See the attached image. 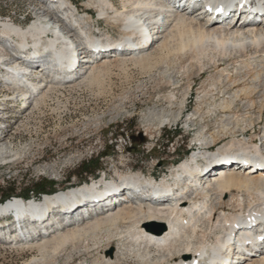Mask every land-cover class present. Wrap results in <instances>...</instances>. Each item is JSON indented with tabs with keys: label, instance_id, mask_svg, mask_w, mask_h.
Returning <instances> with one entry per match:
<instances>
[{
	"label": "bare ground",
	"instance_id": "6f19581e",
	"mask_svg": "<svg viewBox=\"0 0 264 264\" xmlns=\"http://www.w3.org/2000/svg\"><path fill=\"white\" fill-rule=\"evenodd\" d=\"M37 3L34 18L24 27L12 17L0 18V66L6 70L0 71V88L4 89L0 90V113H8L1 115L4 118L14 115L9 105L21 104L23 114H32L58 88L97 82L112 58L151 67L154 60L190 55L200 64L209 50L227 62L237 55L230 63L239 66L237 72L226 75L229 98L218 104V114L228 116L229 122L215 131L203 122L192 154L163 174L166 178L153 183L155 171L135 173L129 164H120L114 168L115 178L101 177L82 186L85 192L74 190L72 184L43 203L12 197L1 204L0 216H19L9 238L40 254L25 264H48L49 256L65 253L67 246L88 238L92 244L85 249L95 253L93 264H264V153L260 151L264 124L260 146L255 144V127L264 116V0H86L82 11L72 0ZM197 6L201 7L195 10ZM219 6L221 10L216 11ZM91 9L96 10V18ZM36 53H41L39 59L33 57ZM76 58L81 60L73 63ZM80 61L85 62L84 73L77 69ZM24 64L30 65V71ZM256 65L261 69L256 70ZM240 105L246 107L245 112ZM178 107L174 120L179 118L183 100ZM255 110L254 120L250 113ZM196 114L199 109L188 121L193 123ZM5 129L0 130V165L17 156L12 155L13 141L4 142ZM223 140L221 152L210 155L209 149ZM214 166L221 168L205 176ZM179 185L189 191L169 203L167 189ZM73 192L78 196L72 198ZM79 200L84 205L77 216L66 214L69 203ZM214 200L220 203L213 205ZM26 221L33 224L28 226ZM156 223L164 230L156 228ZM0 244L12 241L1 236ZM114 244L118 246L114 254L106 253Z\"/></svg>",
	"mask_w": 264,
	"mask_h": 264
},
{
	"label": "rangeland",
	"instance_id": "374dc122",
	"mask_svg": "<svg viewBox=\"0 0 264 264\" xmlns=\"http://www.w3.org/2000/svg\"><path fill=\"white\" fill-rule=\"evenodd\" d=\"M72 1L75 5H80L82 11L81 5L86 0ZM37 2L38 0H0V18L12 17L24 27L34 18L33 10ZM42 6L45 7L46 4L43 3ZM92 11L93 17L96 18V10ZM251 13L253 14V11ZM158 19L162 18L158 17ZM204 21L208 23L206 18ZM105 32L115 36L111 30L106 29ZM118 48L120 49L121 46ZM151 50L148 52L151 53ZM209 52L206 51L202 59L200 58V64L190 55L181 59L167 57L159 62L152 60L151 67L134 64L128 58H112L111 66L104 68L97 82L84 83V86L74 88H58L50 92L44 106L41 105L32 114L26 115L27 112L23 114L21 104H17L16 107L9 105L8 107L14 110V115L11 113L12 116L4 118L1 115L6 116L8 113L6 111L0 113V130L4 132L5 128H8L4 142L13 141L12 155L17 153V156L9 158L7 164L0 165V193L12 188L14 198L38 204L39 200L63 194L65 192L63 190L72 184H75L74 190L85 192L80 189L82 186L98 181L101 177L115 178L114 168L120 164H129L135 173L143 172L147 175L155 171V175L151 178L153 183L163 179L169 170L192 154L196 144L194 140L203 127V122L209 123L211 131L217 130L220 124L229 122L226 118L228 116L218 114V104L223 99L229 98L225 94L224 80L228 73L237 72L236 67L239 63L234 65L230 62L238 57L232 56V61L227 62L223 57ZM84 63L80 61L77 65V69L83 73L86 71L83 68ZM257 69L261 67L256 65ZM213 82L217 85H212ZM4 93H7L8 97H13L10 96V91ZM169 97L173 100L169 99L170 104ZM3 98L5 97L2 96ZM181 100H183L182 111L179 113V118L174 120L173 116L177 115ZM236 107L233 105V109ZM239 107L241 112L243 110L245 112V106ZM196 109H199V115L196 114L193 123L189 122L188 119ZM255 113L256 110L250 113L254 120L257 116ZM201 117L203 120L199 121ZM221 119L223 121H220ZM263 124L264 116L260 126L255 127L258 135L255 141L257 146H260ZM225 144L223 140L220 144L211 147L209 154L220 153L218 148H222ZM260 151L261 154L264 153L262 147ZM89 160L99 163L102 169L85 179L77 176L75 173L80 164ZM218 168L221 166L212 167V171L205 176L213 175ZM34 183L46 187L50 185L53 191L36 194L31 191ZM94 187L98 190L99 185ZM73 193L72 198L78 196ZM10 201L11 198L1 202L0 205ZM212 202L213 205H217L220 200ZM27 203L21 207H26ZM215 211L217 213V210ZM25 224L29 226L33 223L26 221ZM154 225L160 230V224ZM88 239H80L77 243L81 242V244L77 246L75 243V249L74 246L69 245L65 253L49 256L48 264L52 260L54 261L52 264H93L95 253L91 249H85L92 244ZM10 240L12 244H0V264H25L33 257L39 258L38 251L32 250V252L22 248L18 241ZM116 247L118 246L114 244L106 253L111 251L113 255Z\"/></svg>",
	"mask_w": 264,
	"mask_h": 264
},
{
	"label": "trees",
	"instance_id": "16d2710c",
	"mask_svg": "<svg viewBox=\"0 0 264 264\" xmlns=\"http://www.w3.org/2000/svg\"><path fill=\"white\" fill-rule=\"evenodd\" d=\"M170 141V139H168ZM171 142V141H170ZM102 169V166L99 163H94L92 161H86L82 162L80 166L78 167L76 171V175L81 178H88L90 176L95 175L97 172H99ZM32 192H35L36 194H42V193H52V188L49 185L48 187L42 186L40 183H34L32 185ZM14 196V189L7 188L5 191H1L0 193V203L13 197ZM26 197V196H25Z\"/></svg>",
	"mask_w": 264,
	"mask_h": 264
},
{
	"label": "water",
	"instance_id": "95a60500",
	"mask_svg": "<svg viewBox=\"0 0 264 264\" xmlns=\"http://www.w3.org/2000/svg\"><path fill=\"white\" fill-rule=\"evenodd\" d=\"M164 230V226L163 225H161L160 226V231H163ZM111 253V251L109 252V254Z\"/></svg>",
	"mask_w": 264,
	"mask_h": 264
}]
</instances>
